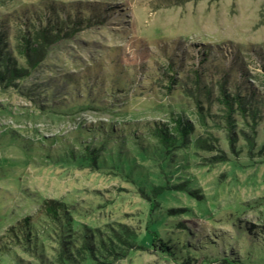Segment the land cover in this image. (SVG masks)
I'll list each match as a JSON object with an SVG mask.
<instances>
[{
    "label": "rangeland",
    "instance_id": "1",
    "mask_svg": "<svg viewBox=\"0 0 264 264\" xmlns=\"http://www.w3.org/2000/svg\"><path fill=\"white\" fill-rule=\"evenodd\" d=\"M56 23L67 31L38 66L0 81V264H59L61 241L85 236L98 251L83 264H264V0H0L18 66L21 37ZM222 85L257 112L237 109L233 130ZM180 113L195 128L170 151L155 127ZM149 225L172 251L151 230L116 260L100 245Z\"/></svg>",
    "mask_w": 264,
    "mask_h": 264
},
{
    "label": "trees",
    "instance_id": "2",
    "mask_svg": "<svg viewBox=\"0 0 264 264\" xmlns=\"http://www.w3.org/2000/svg\"><path fill=\"white\" fill-rule=\"evenodd\" d=\"M66 32L67 29L65 27L58 26L57 23L52 26V28H41L36 31V33H33L32 35L27 32L25 36L21 37V42L18 47V53L21 54L27 62L26 66H18L17 60L15 57L12 56L9 49L5 48L4 44L5 42L2 40V35L0 34V81L11 83L14 79H17L18 77H26L30 74V69L35 68L38 66L39 62L42 60V55L48 51V48L51 44H53L57 39L59 40L63 34V32ZM206 56L207 53H206ZM171 70L172 72L177 69V66L175 64H172L170 62V65H168L167 70ZM195 75V82L196 87L202 92V88L207 89L209 91H206L207 93L211 90L207 87V83L202 79L201 72L199 70H194ZM170 79V84L167 85V89L171 90V84H173V81L176 80V77L171 74L168 75ZM221 91V103L224 104L226 108V118L227 122L229 124L230 130L234 129L235 124L232 123V115L236 112L237 109H242L243 113L252 115L254 117L257 115V112L255 109H251L249 113L246 111L244 101V96L240 93L237 95H231L229 92H227L226 88H224V85L220 88ZM201 109H203L200 106ZM173 121V127L169 130L168 125L165 123H161L162 125L155 127L156 135L160 138V143L165 146L168 150H172L175 147H179L180 144L186 145L190 141V134L194 131V125L192 122L185 118V116L180 113L172 117ZM171 131V132H170ZM197 141V140H196ZM199 141V142H198ZM198 143L201 146H210V143H208L206 140H199ZM230 141L231 144L236 142V137L234 136V133L231 131L230 135ZM264 147V146H263ZM104 148V147H102ZM85 156L84 158L89 160L92 164H96L99 161L104 163V159L102 157V152H100V149H98L97 146L92 147L91 145H85ZM100 162V163H101ZM183 183H176L172 186L168 185H157L153 187L152 192L153 196L155 198H158L161 196L166 190H186L183 186ZM191 193H196V191H191ZM141 195L148 199L151 206L154 207V204L152 201H150V193H144L141 189ZM46 212L53 216V218L58 219V205L60 203L54 202L53 200H46ZM61 209L63 207L61 206ZM149 227H146L145 233L142 237H137V235H132L131 238H124L122 236H118V242L117 245H105L104 242H100V245L109 251L111 256H113V260L118 259L120 256H124L127 254L130 248L138 247V248H144V245L146 243H143L146 236L149 234L147 231H152L153 235L151 237V241L149 242L153 247H156L160 250L169 252L172 251V246L169 243V241L163 237H161L157 232H155L153 229ZM74 247V248H72ZM97 247L91 243V239L89 236H85L84 242L81 246L71 245L62 240L61 241V250L57 255V261L59 264H83V260L86 257V254L88 252L93 253L95 259H97ZM100 262H107V260H100ZM109 262V261H108ZM111 263V261L109 262Z\"/></svg>",
    "mask_w": 264,
    "mask_h": 264
}]
</instances>
